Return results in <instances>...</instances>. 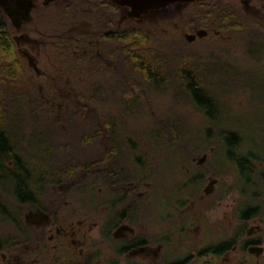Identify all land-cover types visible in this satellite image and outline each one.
<instances>
[{
  "label": "trees",
  "instance_id": "obj_1",
  "mask_svg": "<svg viewBox=\"0 0 264 264\" xmlns=\"http://www.w3.org/2000/svg\"><path fill=\"white\" fill-rule=\"evenodd\" d=\"M185 5L183 17L176 19L184 20L186 32L191 33L193 27L213 29L236 36L242 46L264 49L263 20L247 17L231 5L220 7L218 2L199 0ZM117 16L115 10L109 18L112 27L97 33L91 42L93 48L105 53L106 60L87 67L88 58L83 54L66 52L61 56L62 64L70 62L78 75L88 79L74 97L81 109L62 116L48 107L35 89H10L6 85L20 84L24 71L15 55L6 14L0 15V192L13 202L2 203L0 197V233L17 232L23 207L36 203L47 185L71 184L77 191L90 183L94 195L105 194L111 180L118 182L111 167L113 158L132 154L131 143L137 135L147 137L146 154L166 145L171 153L183 156L185 146L194 142V133L180 119L185 116L169 109L163 118L156 113L162 97H169L174 104H192L204 112L206 120L216 108L221 110L222 102L208 90L205 80L210 83L215 65L225 57H233L238 64L236 54L223 48L213 54L210 47H192L193 43L183 38L169 39L154 22L116 28ZM263 56L254 50L249 57L264 60ZM108 61L113 64H106ZM214 83L213 90L224 94ZM109 103L114 107L108 108ZM97 104L106 108L91 113ZM128 120H145L147 127H154L144 134L139 124L136 132ZM33 129L42 134L38 144L34 143L37 135ZM229 136L228 144L236 145L238 137L234 133ZM185 142L181 149L178 144Z\"/></svg>",
  "mask_w": 264,
  "mask_h": 264
},
{
  "label": "flooded vegetation",
  "instance_id": "obj_2",
  "mask_svg": "<svg viewBox=\"0 0 264 264\" xmlns=\"http://www.w3.org/2000/svg\"><path fill=\"white\" fill-rule=\"evenodd\" d=\"M29 1V15L17 17L16 24L7 14L12 1L0 0V8L6 14L7 27L8 21L13 27L12 36L9 35L15 50L26 55L33 65L35 56L25 50L28 46L23 47V41L31 39L29 24L34 13L40 16L54 8L58 15H65L90 9L95 29L99 30L93 38L112 27L109 18L115 10L117 19L122 11L130 18V8L120 5L118 0ZM223 1L240 3L249 11L258 3L264 4V0ZM199 155L190 153L191 163L183 169L185 158H177L174 162L178 165L182 161L177 176L168 179L162 177L167 170L161 161V168L154 171L156 187L151 191L145 158L121 153L119 159L114 157L111 162L118 182L111 180L107 192L100 197L92 195L95 202L100 200L97 203H74L72 215H53L40 208L52 203H41L36 215L20 218L16 233H0V264H220L218 258L230 251L240 253L244 248L252 257L250 264H264V155L258 143L254 141V185L248 186L252 188L254 203H221L220 198L225 196L221 180L211 179L210 161ZM239 160L240 168L244 161ZM212 209L217 210L214 216L210 215ZM247 223L251 226L247 227ZM213 230L216 234L211 238ZM3 237L8 239L2 241ZM254 246L262 249L260 253L250 252Z\"/></svg>",
  "mask_w": 264,
  "mask_h": 264
},
{
  "label": "rangeland",
  "instance_id": "obj_3",
  "mask_svg": "<svg viewBox=\"0 0 264 264\" xmlns=\"http://www.w3.org/2000/svg\"><path fill=\"white\" fill-rule=\"evenodd\" d=\"M202 1L207 3L218 2L220 7L231 5L247 17L256 16L264 21L263 3H258L255 8L254 6L250 7L253 10L249 11L243 8L240 3L231 4L223 0ZM185 9V3H180L179 5L171 4L165 8L151 11L148 15L138 20L127 18L122 11L120 18L116 20V28L154 22L159 25L167 38L185 39V33L189 32H186L182 27L184 20H178L183 17ZM257 9L261 10L257 11ZM2 12L0 8V15ZM92 14V10L85 8L74 14L65 15H58L54 8L45 11L44 15L39 16L34 13L32 22L29 24L32 29L31 39H28L29 41L25 39L23 47L28 46L25 50H29L35 56V64L33 65V62H30L29 58L21 51L15 50L16 58L23 68L24 77L21 79L20 84L7 83L6 85L10 89H35L47 106L55 109L62 116L73 110H80L81 105L74 97L82 90L83 85L88 82V79L85 76L78 75L70 62L62 64L61 56L66 52H71L74 55L83 54L88 58L87 67L93 66L92 64L96 65L102 59L106 60L98 48L91 46L93 36L99 31L95 29L94 18L91 17ZM160 20L163 22H160ZM12 29L13 27L8 21V30L11 36ZM196 29L193 27L191 33H196L198 30ZM14 42L16 45L15 40ZM190 43H193L192 47L201 46L203 49L210 47L211 53L223 48L225 52L230 51L236 54V57L239 59L238 64L234 62L231 56L220 60L215 65L217 69L213 70L216 72L210 75V83L207 79L205 80L208 90L212 91L216 98L222 102V108L220 110V108L215 107L217 110H214L212 117L206 120L204 112L195 109L192 104L189 106L186 103L174 104L171 103L169 97H162L159 100L156 113L160 114V117L163 118V112L169 109V111L172 110V112L174 111L179 115L185 116L183 118L180 117V119L183 120L185 127L194 133V137H192L195 138L194 145L185 146L187 142L178 144L181 149L185 146L183 155L185 162L181 167L182 169L188 162L191 163L189 158L191 157L190 153H200L199 156L206 157L210 161L209 174L211 179L219 177L221 180L220 186L225 193V196L220 198L221 203H254V195L251 192L252 188L248 186L254 185V141L258 143L259 150L264 155V60L253 59L249 56L254 55V50L263 55L264 49L262 46H242L236 36L224 32L218 33L213 29L209 30L206 36L197 38ZM108 63L113 64V62H106V64ZM213 81L218 83L217 88L220 89V92H224V94H217L213 90V86H215ZM110 107L114 106L109 103L108 108ZM105 108L106 106L97 104L91 108V113L103 111ZM87 115L90 116L91 114ZM175 122L179 124L178 121ZM77 123L82 124L80 120ZM126 123L134 126L136 132L140 124L143 127V130H140V132L144 134H147L149 130L152 131L154 127L151 125L147 127L149 124L145 120L140 123L128 120ZM33 133L37 135L34 143L38 144L40 141L39 137L41 138L42 134H39L37 129H33ZM232 133L238 137L236 145L233 146L229 145L227 140V137H230L229 135ZM22 135L27 138L26 134ZM136 137L137 139L134 140V143H131L134 150L132 155L145 158L143 159L145 163L144 168L148 171L146 177L148 178V182H152L151 191H153L156 187L154 179L156 167L161 168V164L163 163L166 166L167 171L165 172L167 173L163 172L162 177L165 179L175 177L177 176L176 174L179 171L183 157L171 153L169 151L171 148L168 149L166 145L157 146L155 147V151L157 152L151 151L146 154L149 148L147 146V137H142L141 135H137ZM190 137L189 135L187 138ZM203 139L206 140L202 141ZM137 142L140 143L138 144ZM142 144L145 147H142ZM242 153L245 154L242 155ZM180 157L182 161L178 165L177 161H174ZM187 158H189V161ZM237 160L239 162L244 161L240 168ZM39 163L42 162L39 161ZM242 185H246V187H242ZM98 187L99 185L97 184V189ZM142 190L145 189L142 188ZM99 191L102 192V189H99ZM152 193L150 192V196ZM92 194L93 187L91 188L90 183L87 188H77V191L73 189L71 184H62L60 186L47 185L36 203H27L23 207L21 216L36 215L38 213L36 210L41 203H52L53 205L49 206L42 204L40 208L50 211L53 215H72L70 210L74 203H97V201H100L98 199L95 202ZM93 196L96 198L100 197V195L94 194ZM0 197H2V203H13L3 191L0 192ZM106 199L107 197L103 201ZM151 200L153 201L154 198L151 197ZM216 213V209L210 211V215L212 216ZM225 224L230 227L229 223ZM246 225L250 227L251 223H247ZM211 226H215L213 222ZM227 233H229V229ZM214 234H216V230H213L211 238H214ZM242 236V242L244 243L246 230ZM211 260L214 262L212 258ZM217 261L220 264H250L252 257L247 252V249L244 248L240 253L230 251L218 258Z\"/></svg>",
  "mask_w": 264,
  "mask_h": 264
},
{
  "label": "water",
  "instance_id": "obj_4",
  "mask_svg": "<svg viewBox=\"0 0 264 264\" xmlns=\"http://www.w3.org/2000/svg\"><path fill=\"white\" fill-rule=\"evenodd\" d=\"M11 7L7 10V14L16 24L17 17H27L31 9V2L29 0H11ZM196 0H118L122 6H128V16L130 18L138 19L144 14H147L150 10L165 8L168 5L176 3H193ZM207 31L204 29H198L196 33H185L184 38L188 42H193L195 39L206 36ZM250 252L260 253L262 250L258 247H251Z\"/></svg>",
  "mask_w": 264,
  "mask_h": 264
}]
</instances>
